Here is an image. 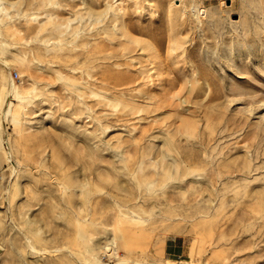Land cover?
Listing matches in <instances>:
<instances>
[{"label":"rangeland","instance_id":"obj_1","mask_svg":"<svg viewBox=\"0 0 264 264\" xmlns=\"http://www.w3.org/2000/svg\"><path fill=\"white\" fill-rule=\"evenodd\" d=\"M176 1L0 0V264H264V0Z\"/></svg>","mask_w":264,"mask_h":264},{"label":"bare ground","instance_id":"obj_2","mask_svg":"<svg viewBox=\"0 0 264 264\" xmlns=\"http://www.w3.org/2000/svg\"><path fill=\"white\" fill-rule=\"evenodd\" d=\"M189 1H190L191 9L190 10L186 9L185 10L186 13L189 14L191 12L192 13L191 14L192 17H195L196 19H199L202 14L206 13L205 8L199 5V1L198 0H189ZM176 2H180V1L177 0ZM180 3H182V2H180ZM145 45H146V50H147L148 54L150 55V57L155 62V68H153L154 69L153 71H156L159 68H161L160 67L161 66V60H160L159 56L156 53L155 47L151 43H145ZM150 78L152 80V77H150ZM24 87L25 86H24L23 83L21 85H17V84H15L13 82V88H12L11 93L15 94V97H17V99H23L25 97L26 92H27ZM145 96H146L147 101L148 100H150V101H152V100L153 101H158L159 100V99L156 98L155 94L152 93V91L150 89H149L148 93H146ZM7 115H9V112L7 113ZM111 246H113V248H112L114 250L113 253H116L117 252V246L115 244H112ZM107 247H108V245L104 246L102 248L105 249ZM33 250H34V248H33ZM91 255L94 256V257H97L98 254L96 252L95 253L91 252ZM118 264H130L129 257L124 256L120 260V262ZM174 264H181V263H174Z\"/></svg>","mask_w":264,"mask_h":264},{"label":"built area","instance_id":"obj_3","mask_svg":"<svg viewBox=\"0 0 264 264\" xmlns=\"http://www.w3.org/2000/svg\"><path fill=\"white\" fill-rule=\"evenodd\" d=\"M13 78H14L15 81L20 82V76H19V74L17 72L13 73Z\"/></svg>","mask_w":264,"mask_h":264}]
</instances>
